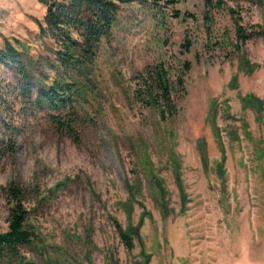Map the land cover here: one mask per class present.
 <instances>
[{"label": "rangeland", "instance_id": "1", "mask_svg": "<svg viewBox=\"0 0 264 264\" xmlns=\"http://www.w3.org/2000/svg\"><path fill=\"white\" fill-rule=\"evenodd\" d=\"M166 1L123 6L95 57L66 81L58 73L71 84L67 110L38 99L56 75L38 37L45 8L0 0V46L17 40L35 60L25 59L28 85L0 64V233L18 189L32 233L20 255L32 263L264 264V108L240 101L264 100V0ZM161 61L175 72L192 64L166 120L135 94L145 67ZM131 187L141 192L128 211ZM140 220L128 251L116 223Z\"/></svg>", "mask_w": 264, "mask_h": 264}, {"label": "trees", "instance_id": "2", "mask_svg": "<svg viewBox=\"0 0 264 264\" xmlns=\"http://www.w3.org/2000/svg\"><path fill=\"white\" fill-rule=\"evenodd\" d=\"M37 1L45 8L43 21L38 24V37L41 41V47L48 53L44 57L45 63L56 74L47 84L48 91L40 93L38 99L48 102L51 107L55 106L67 110L71 109L72 105L64 91L70 89L71 84L58 82V73L60 72L66 81L70 71L77 68V61L95 57L102 41L112 36L123 6L132 5L136 1L142 5L144 3L152 4L156 8L161 5L160 0ZM214 1L217 3L216 6L221 3V0H206L205 6L211 8ZM165 4H175V0L166 1ZM173 17L179 18L180 13L174 11ZM240 31H242L241 28L238 29V32ZM240 37L244 41L247 39V34L243 33ZM181 47L185 52H189L191 44L187 42ZM25 59L35 61L34 57L28 56L24 46L19 41L10 42L3 39V44L0 46V64L16 68L23 83L28 85L29 76ZM191 67L192 64L189 61L181 62L178 72H175L165 61L146 66L139 76L140 85L135 93L137 98L147 107L157 109L161 120L173 118L177 114L176 103L179 98L177 95L180 94V97L184 95V77ZM240 101L243 108H250L257 113L264 108V100L252 95L243 96ZM52 119L54 123L64 125L57 116L53 115ZM210 124L221 151V161L218 163L217 169L220 175H224V148L217 128L213 122ZM198 150L201 153L202 161L206 164V150L203 141L199 142ZM173 163L176 166L175 160ZM145 166L152 172L151 164L147 163ZM175 173L176 176H179L176 167ZM131 189V200L123 205L128 211L132 208L131 203L136 202V194L140 195L141 192L136 187H131ZM9 195L11 200L8 230L5 233H0V262L7 260L9 264H34L20 255L21 249L30 245L32 241V233L27 228L26 210L19 198L20 192L18 189L10 188ZM140 226L141 220L136 226L129 225L126 229L116 223L119 236L128 251L133 249V239H139Z\"/></svg>", "mask_w": 264, "mask_h": 264}]
</instances>
